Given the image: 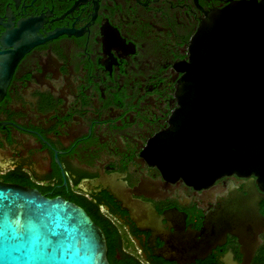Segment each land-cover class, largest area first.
<instances>
[{
    "label": "flooded vegetation",
    "instance_id": "flooded-vegetation-1",
    "mask_svg": "<svg viewBox=\"0 0 264 264\" xmlns=\"http://www.w3.org/2000/svg\"><path fill=\"white\" fill-rule=\"evenodd\" d=\"M231 1L0 0V180L83 208L109 264H264L256 177L152 158L192 36Z\"/></svg>",
    "mask_w": 264,
    "mask_h": 264
},
{
    "label": "water",
    "instance_id": "water-1",
    "mask_svg": "<svg viewBox=\"0 0 264 264\" xmlns=\"http://www.w3.org/2000/svg\"><path fill=\"white\" fill-rule=\"evenodd\" d=\"M179 71L156 164L191 183L253 175L264 189V0L206 13ZM0 264H109L106 237L80 206L0 180Z\"/></svg>",
    "mask_w": 264,
    "mask_h": 264
}]
</instances>
